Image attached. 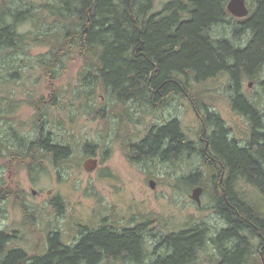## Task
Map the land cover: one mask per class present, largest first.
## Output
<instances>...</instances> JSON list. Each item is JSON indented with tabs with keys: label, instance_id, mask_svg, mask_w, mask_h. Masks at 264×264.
I'll return each instance as SVG.
<instances>
[{
	"label": "trees",
	"instance_id": "16d2710c",
	"mask_svg": "<svg viewBox=\"0 0 264 264\" xmlns=\"http://www.w3.org/2000/svg\"><path fill=\"white\" fill-rule=\"evenodd\" d=\"M54 1L56 4L43 5L37 11H21L0 0V122H6L0 126L4 128L0 131V159L17 163L16 159L21 158L36 169L43 168L42 162L50 156L57 162L68 157L72 148L61 139L53 146L50 139L54 134L51 117L55 111H63L68 93L71 97L66 109L71 112L72 123L74 111L88 110L95 119L101 116L97 105L103 100L100 92L109 94L122 107L135 105L137 111L144 107L150 110L165 98L179 94L192 103L205 140L197 144L189 140L174 120L151 131L141 151L155 155L167 145L163 151L167 158L174 159L184 152L202 159L208 181L200 180L199 171L184 177V183L212 186L216 210L232 224L219 235V245L236 237V253L225 257L227 264H243V253L249 244L239 232L248 229L257 233L258 226L264 235V220L256 208L240 202L234 190L241 177L264 195L263 115L256 103L241 92L244 77L255 79L264 70V0H248L250 16L246 19L229 14V0H169L161 16L148 15L153 0ZM228 19L235 22L237 34H250L246 46L236 45L229 37L212 35L213 28L230 22ZM30 20L35 31H22ZM33 46L49 50L31 58ZM74 66H79L74 86L78 91L73 87L70 92H60L64 86L61 83ZM34 71L39 73V82L41 79L58 84V89L52 95L53 101H45L44 97L35 101L37 93L28 91L26 103L37 113L31 132L25 134L26 124L16 117L24 102L4 98V94ZM223 76L231 78L234 110L251 123V136L245 144L231 136L219 114L210 112L200 99L201 93L193 92L192 81L204 85ZM56 121L60 124V120ZM37 131L38 138L32 140L28 135L34 136ZM88 149L94 150L90 145ZM23 211L25 221L34 223V214L28 207L24 206ZM208 231L204 225H195L161 238L162 252L149 264H194L207 244ZM15 235V231L0 232V264H99L103 260L141 264L147 257L142 226L120 232L104 227L83 232L71 245L59 233L50 234L46 253L35 256H29L21 247L11 248Z\"/></svg>",
	"mask_w": 264,
	"mask_h": 264
},
{
	"label": "rangeland",
	"instance_id": "374dc122",
	"mask_svg": "<svg viewBox=\"0 0 264 264\" xmlns=\"http://www.w3.org/2000/svg\"><path fill=\"white\" fill-rule=\"evenodd\" d=\"M5 1L13 10L21 11L27 8L37 11L43 5L56 4L54 0ZM166 2L167 0H153L154 13L160 11ZM228 21L230 22L215 26L212 34L215 37H234L237 26L234 21L229 19ZM21 30L35 31L33 20L26 22ZM238 36L239 40H234L237 45H245L250 34L240 33ZM48 50V48L33 46L30 57L35 58ZM78 67H72L70 76L61 83L64 86L60 88V92H70L78 83ZM230 82L229 76H223L204 85H196L192 81L195 85L193 92H200L202 95L200 99L203 98L204 104L209 106L211 112L221 116L231 130V136L245 144L251 136V123L245 116L234 110L231 100L234 91ZM19 84L6 89L9 93L13 92V95L8 96L9 93H7L4 94V98L10 97L24 102L21 103V109L16 117L24 121L26 124L24 132L29 134L37 111L35 107L26 103L28 100L26 94L28 91H35L37 93L33 98L35 101L43 97L45 101H53L52 95L58 89V84L41 81V79L39 82V73L35 71ZM73 89L78 91L76 87ZM241 92L247 99L256 103L264 122V70L255 79L244 77ZM70 97L68 93L63 102V111H55L51 117V128L57 137L56 140L61 139L74 150L72 161L68 163V170H54L49 160H46L44 169L32 174L28 171L31 165L29 161L18 158L15 163L12 159H0V194L5 188L8 198L12 199V202L6 203L5 213L0 217V230L17 232L18 238L11 247H21L27 250L29 255L45 254L49 247L48 237L51 232H61L64 240L74 244L75 240L81 236L83 227L98 228L104 218L108 217L111 221L115 215L116 220L119 221L118 227L131 224L133 220L150 221L148 228L152 236L148 234L146 239L147 257L141 264H149L162 252L163 247L159 245L162 236L188 229L192 226L191 223L208 222L209 241L214 220L212 186L204 188L201 195L202 205L199 206L191 198V194L193 189L200 185L188 186L183 180L191 173L200 171V180L208 181V170L203 169L202 159L194 154H186L182 159H176L167 164L153 163L151 167L138 162L130 167L123 159L122 150L120 151V145L117 144L110 151V160L105 164L107 169L111 170L87 171L83 168L85 160L91 156L90 150L87 151V145L94 148L96 156L100 155L102 149L107 151L113 145L112 136L115 135L114 129L118 127L114 125V114L107 115L102 109L107 105L115 109L117 102L112 100L109 94L100 92L99 97L103 100L97 105L100 107L99 116H101L97 115L98 118L95 119L88 110L74 111L72 114L76 117L72 123V117H69L71 112L66 109ZM173 99L170 97L167 102L168 107L164 110L158 109L156 112L145 107L137 111L138 107L134 105L133 110L136 114L131 118L132 124L127 122L121 129L120 135L123 138L135 135L138 136L137 139H141L160 120L177 118L189 138L197 140L203 128L191 102L186 98L177 102ZM126 107L127 105L122 107L119 104L120 115H124ZM60 117L63 118L60 119ZM56 120H60V124H57ZM5 123L0 122V126ZM38 133L39 131L34 135L37 136ZM108 135L110 138L107 137ZM151 180L156 182L155 189L150 186ZM34 190L38 192L36 195L33 194ZM252 193L254 194L255 191L252 190ZM20 199L23 202H17ZM55 199L60 200L62 208L53 204ZM20 203L22 208L28 207L34 214V223L29 225L25 221V214L17 208L21 205ZM101 205L104 206L101 207ZM205 247L208 248V244Z\"/></svg>",
	"mask_w": 264,
	"mask_h": 264
},
{
	"label": "flooded vegetation",
	"instance_id": "af4514ba",
	"mask_svg": "<svg viewBox=\"0 0 264 264\" xmlns=\"http://www.w3.org/2000/svg\"><path fill=\"white\" fill-rule=\"evenodd\" d=\"M169 0H167L166 3H168ZM165 6V5H164ZM163 6V8H161L160 11L154 13L153 9L148 13L149 16H152V15H160L161 14H164L165 12V7ZM174 99V101H178L180 99H183L184 97L181 96V95H177V96H172ZM168 99L165 98L164 100H162L161 102L157 103L152 109L153 112L157 111L158 109L159 110H162L161 109V105L164 107V109L166 107H168ZM119 104L120 103H116L115 104V109H114V125H116L115 127H118L117 129L115 128L114 129V134L112 136L113 140V145L109 147V150L105 151L104 149H102V152H100V155L98 154L97 156L95 155L96 152L93 150L92 152L89 151V153L91 154V156L87 157V159L85 160L84 164H83V168L85 170H87L86 168V163H88L90 160H95L96 161V168L94 170H111V169H107V167L105 166V164L107 162H109L110 158H109V154H110V151L113 150V147L116 146L118 144V146L120 145L119 148L121 153H122V157L123 159L126 161V163L130 166V167H133L135 166L138 162H141V164L147 166V165H153V163H164V164H167L168 162L170 161H174V160H180L184 157V152H182L180 155H178L176 158L172 159V158H167L165 157L163 154V151H165L167 149V145H165L164 147L162 146L160 152H158L157 154L155 155H146L144 153H142L141 151V146H142V142L147 138L148 134L151 132V131H154L158 128H161V127H164L166 126L169 122L171 121H178V123L180 124L179 120L177 118H174V119H171V120H160V122L156 123V125L152 126L147 132L146 134L141 138V139H137L138 136H135V135H129V137H122V135H120V131L121 129L123 128V126L127 123V122H130V124H132L131 122V118L134 117V115L136 114L134 112V105L130 104L128 105V108H130L128 110V108H126V111H124V115H120V110H119ZM118 105V106H117ZM128 112L130 114H128ZM133 115V116H132ZM127 116V117H126ZM109 122V121H107ZM110 123V122H109ZM181 126V124H180ZM182 128V126H181ZM183 129V128H182ZM107 137L110 138V135H108ZM38 138V136H32L31 139H36ZM56 135L53 134L51 135L50 139H51V143L53 146H56L58 143H57V140H56ZM116 140V141H115ZM202 140H205V138H203ZM122 143V144H121ZM168 144V143H167ZM67 145H65L66 147ZM72 148V147H71ZM94 149V148H93ZM119 151V152H120ZM73 154H74V150L73 148L70 150V155L66 158H64L63 160L57 162L55 160V158L53 157H48V160H49V163L52 165L53 169L54 170H68L69 166H68V163L70 161H72V158H73ZM47 160V161H48ZM46 161V160H45ZM45 161L42 162V165H43V168H39V166L36 167V169H31V167H29L30 171L32 174L33 172L34 173H37V171L39 172L40 170H43L44 169V163ZM72 169H74L73 167H70ZM240 179L244 180L242 182H239L238 184L235 183V193L237 194V199L246 204V205H251V204H255L256 205V208H257V214L258 216L260 217V219H263L264 220V206H263V200H264V195L252 184V183H249L248 181H245L244 178H241ZM152 181V180H151ZM222 187V186H221ZM252 190L255 191V193L253 194L252 193ZM222 192H224L225 194V189L222 187L221 189ZM38 192L36 190L33 191V194L36 195ZM51 192H49L50 194ZM8 193H7V190L5 188L2 189V193L0 194V217L3 216V214L5 213V210H4V207L6 205V203L8 201H11L12 202V199L8 198ZM23 202V200H17V202ZM226 201L228 203H230V200L229 198L226 197ZM21 204V203H20ZM53 204L55 206H60L61 208L63 207V205L60 203V200L59 199H55ZM19 205V203H18ZM22 204L20 206H17L18 209H20L22 211V213H24L23 211V208L21 207ZM104 205H101V207H103ZM27 207V206H26ZM216 201L213 199V207H212V211L214 213V220L212 221V228H211V232H212V235L209 239V241H207V244H208V248L207 247H203L200 251H199V256L203 255V254H207L209 256L208 259L205 260V264H227V257H225V255H234L237 251V242H238V239L236 237H229L227 238L226 240H224L225 242L223 243L224 245L223 246H220L219 245V235L224 231V230H228L231 228L232 224L231 222L221 216L218 211L216 210ZM115 215V214H114ZM116 220V215L113 216L111 218V221L109 220L108 217L104 218L100 224V226L98 228H95V229H91L87 226L83 227L82 229V233L83 232H87V231H92V230H98V229H101V228H106V229H109V230H112L113 232L114 231H118L120 232L121 230L123 229H127V228H130V229H134V228H137L139 226H142L143 229H144V240H145V249H146V239L147 237L149 236L148 234H150L151 230L148 228V225H149V222L150 221H144V222H138L136 220H133L131 222V224H127V225H121V227L117 226L119 225V221H115ZM187 229H184V230H178V231H175V232H170L168 233L167 235L169 234H174V233H179V232H182V231H185ZM0 232H7V231H4V230H0ZM17 234V232H16ZM151 235V234H150ZM165 235V236H167ZM16 237H18L17 235H15ZM152 236V235H151ZM165 236H162L165 237ZM239 236L244 238L246 237L247 238V242L249 244V246L245 249V252L243 253V259H242V262L243 264H264V246L262 244V240L264 239V235L261 231V228L257 226V233L253 232V231H249L248 229H244V230H241L239 232ZM208 237H209V231H208ZM79 238H81V236H79ZM77 238L75 240L74 243H77L78 242V239ZM65 243L70 244V242L67 240H64ZM11 248H15V247H11ZM146 252V251H145ZM111 263V262H108V261H101V263ZM99 263V264H101ZM119 263V260H117L116 262H113L111 264H117Z\"/></svg>",
	"mask_w": 264,
	"mask_h": 264
},
{
	"label": "water",
	"instance_id": "95a60500",
	"mask_svg": "<svg viewBox=\"0 0 264 264\" xmlns=\"http://www.w3.org/2000/svg\"><path fill=\"white\" fill-rule=\"evenodd\" d=\"M228 11L231 15L237 18H246L250 15V9L248 6L247 0H230L228 4ZM87 171H94L96 168V161L90 160L88 163H86ZM151 188H156V182L154 180L150 181ZM204 191V187L198 186L193 189L191 198L197 202L199 206L202 205V199L201 195Z\"/></svg>",
	"mask_w": 264,
	"mask_h": 264
},
{
	"label": "bare ground",
	"instance_id": "6f19581e",
	"mask_svg": "<svg viewBox=\"0 0 264 264\" xmlns=\"http://www.w3.org/2000/svg\"><path fill=\"white\" fill-rule=\"evenodd\" d=\"M230 1V0H229ZM248 1V0H247ZM228 4H229V2H228ZM228 4H227V11H228ZM164 5H166V3L164 4ZM152 6H153V8L152 9H154V4H152ZM229 12V11H228ZM230 14V13H229ZM231 15V14H230ZM232 17H234L233 15H231ZM250 16V15H249ZM248 16V17H249ZM248 17H246V18H248ZM234 18H236V19H246V18H237V17H234ZM219 26V25H218ZM213 35V34H212ZM214 36V35H213ZM236 45H237V43L234 41V40H239V36H238V34L235 32V34H234V37H232V38H230ZM248 43V42H247ZM247 43L245 44V45H240V46H246L247 45ZM196 90V89H195ZM164 104V103H163ZM162 104V105H163ZM192 104V103H191ZM161 105V109L162 110H164V105L162 106ZM192 107H193V105H192ZM102 111L103 112H105L107 115H110V113H113L114 114V108L113 107H111L110 105H107V107L105 106L103 109H102ZM211 112V111H210ZM264 129V128H263ZM184 131V130H183ZM185 132V131H184ZM186 133V132H185ZM187 135V134H186ZM203 135H204V133H201L200 135H199V137H198V139L197 140H191L190 138H189V136L187 135V138L189 139V140H191V141H193V142H196V144L198 143V142H201L202 141V139L204 138L203 137ZM35 136V135H34ZM31 138V137H30ZM234 139H236L235 137H233ZM194 155H195V153H194ZM184 156H185V154H184ZM199 157V156H198ZM203 169H205V167H204V164H203ZM242 181H244V180H242V179H240V178H237V180H236V182L235 183H239V182H242ZM246 181V180H245ZM201 186V185H200ZM203 187V186H202ZM256 187V186H255ZM257 188V187H256ZM234 190L236 191V189H235V186H234ZM249 206V205H248ZM251 207H255L256 208V205L255 204H251L250 205ZM256 210H257V208H256ZM191 225L192 226H195V225H204V226H206V228H208V230H210V228H209V223L208 222H206V221H202V222H199V223H197V222H195V223H191ZM54 233H59V236H62L63 237V235H62V233L61 232H51L50 234H54ZM16 238H18V237H16ZM75 244V243H74ZM40 255H42V254H40ZM29 256H35V255H29ZM209 258V256L207 255V254H203V255H201V256H199V254L197 255V257H196V262L194 263V264H204L205 263V260L206 259H208ZM119 263H121V264H129V263H132V262H127V261H122V260H119ZM132 264H134V263H132Z\"/></svg>",
	"mask_w": 264,
	"mask_h": 264
}]
</instances>
